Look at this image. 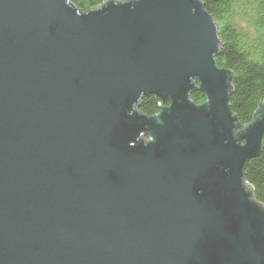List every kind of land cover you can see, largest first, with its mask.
<instances>
[{
  "label": "water",
  "instance_id": "95a60500",
  "mask_svg": "<svg viewBox=\"0 0 264 264\" xmlns=\"http://www.w3.org/2000/svg\"><path fill=\"white\" fill-rule=\"evenodd\" d=\"M220 47L202 0H0V264H264Z\"/></svg>",
  "mask_w": 264,
  "mask_h": 264
},
{
  "label": "trees",
  "instance_id": "16d2710c",
  "mask_svg": "<svg viewBox=\"0 0 264 264\" xmlns=\"http://www.w3.org/2000/svg\"><path fill=\"white\" fill-rule=\"evenodd\" d=\"M70 1L86 12L108 0ZM202 3L217 26L221 42L216 65L232 74L230 110L241 125H248L264 104V0H202ZM190 99L200 105L205 97L196 91ZM159 106L155 97L147 96L139 101L137 110L154 116ZM243 174L255 200L264 207V135L260 155L245 165Z\"/></svg>",
  "mask_w": 264,
  "mask_h": 264
}]
</instances>
